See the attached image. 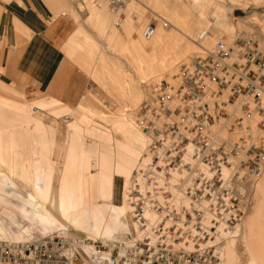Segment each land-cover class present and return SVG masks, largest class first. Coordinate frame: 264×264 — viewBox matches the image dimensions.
<instances>
[{"label": "rangeland", "instance_id": "1", "mask_svg": "<svg viewBox=\"0 0 264 264\" xmlns=\"http://www.w3.org/2000/svg\"><path fill=\"white\" fill-rule=\"evenodd\" d=\"M44 2L52 16L64 13L70 19L61 50L87 82L77 102L66 105L20 80L5 79L9 75L0 68V241L25 243L56 233L110 242L108 230L118 236L130 225L129 189L147 140L135 112L146 85L170 79L179 64L199 53L194 40L203 30L209 31L201 44L206 49L217 38L228 43L246 33L264 51V0H202L203 17L193 0H132L117 10L106 0ZM150 22L156 35L145 42L141 34ZM133 23L135 33L127 37ZM174 53L177 59L161 65ZM230 181L245 213L225 248V236L218 230L214 235L221 264H264V170L254 179L236 170ZM137 183L145 189L148 181ZM69 194L75 210L93 211L81 226L56 214ZM35 202L55 222L50 228L32 227L25 211Z\"/></svg>", "mask_w": 264, "mask_h": 264}, {"label": "built area", "instance_id": "2", "mask_svg": "<svg viewBox=\"0 0 264 264\" xmlns=\"http://www.w3.org/2000/svg\"><path fill=\"white\" fill-rule=\"evenodd\" d=\"M125 1L107 0L112 8ZM153 28L152 22L145 27L146 38ZM204 34L208 30L196 40ZM154 84L135 112L147 140L143 167L133 172L124 236L109 245L85 239L93 243L92 256L83 240L56 233L32 242L0 241V264H220L205 241L245 210L230 180L236 170L253 179L264 167V52L251 34H236L228 43L217 38L179 64L169 80ZM170 171L178 176L174 183ZM137 181H148L149 191ZM145 209L153 219L142 216Z\"/></svg>", "mask_w": 264, "mask_h": 264}, {"label": "crops", "instance_id": "3", "mask_svg": "<svg viewBox=\"0 0 264 264\" xmlns=\"http://www.w3.org/2000/svg\"><path fill=\"white\" fill-rule=\"evenodd\" d=\"M133 25L134 23L129 25L127 37L135 33L131 27ZM71 27L70 19L64 13L52 16L44 0H0V68L5 69L3 75H9V78L5 76V79L20 80L32 91L58 99L66 105H74L87 80L61 50ZM204 29L209 27L205 25ZM20 31L27 33V37L20 35ZM165 57L167 61L161 65L171 63V59H177L178 55L174 53V58ZM36 185L43 189L41 182L35 181L34 187ZM73 201V195L69 194L57 204L55 211L57 215L70 220L73 225L81 226L85 218L92 219L88 214L93 211L75 210ZM36 204L41 205L35 202L31 211L24 210L30 214L32 227L50 228L55 222L46 218L43 205L41 207ZM59 206L61 212L57 211ZM115 233L108 230L106 236L113 239L116 237ZM254 253L259 256L255 251Z\"/></svg>", "mask_w": 264, "mask_h": 264}, {"label": "bare ground", "instance_id": "4", "mask_svg": "<svg viewBox=\"0 0 264 264\" xmlns=\"http://www.w3.org/2000/svg\"><path fill=\"white\" fill-rule=\"evenodd\" d=\"M107 1V0H106ZM132 0H126L125 2H124V6H128L129 4H130V2H131ZM193 4H195L196 6H198L199 8H198V16L199 17H203L202 16V14L200 13V7H201V5H202V0H193ZM107 5H108V7H109V9L110 10H117V9H119L120 7H118V8H112L109 4H108V2H107ZM216 19V18H215ZM217 22L218 21H220L219 19L218 20H216ZM153 23V22H152ZM219 24V23H218ZM164 26L166 25V23L165 24H163ZM153 26H154V28H153V31H152V33L150 34V36L149 37H145V35H144V30H143V32H142V39H143V41H145V42H149V41H151L154 37H155V35H156V29H157V27H156V25L155 24H153ZM202 32V31H201ZM200 32V33H201ZM199 33V34H200ZM208 33H209V31H208ZM198 34V35H199ZM209 34H204L203 36H201L200 37V41H197L196 39L194 40V44L195 45H197V47L200 49V52L203 50V49H206V48H204L203 46H201V44H202V42H203V40L208 36ZM197 37V36H196ZM255 38V37H254ZM256 39V38H255ZM257 40V39H256ZM258 44H259V42H258ZM262 50V49H261ZM263 51V50H262ZM264 52V51H263ZM169 80V79H168ZM154 86L155 84H148V85H146V93H145V98H146V95L149 93L148 91H149V88L151 87V86ZM149 86V87H148ZM144 98V99H145ZM144 134V133H143ZM147 138V137H146ZM145 161V156L143 157V159H142V161L140 162V164L136 167L137 169H142V167H143V162ZM199 167H200V169L202 170V171H205V168H204V166H202V165H199ZM135 168V169H136ZM143 170H145V171H147V169L145 168V169H143ZM264 170V167L261 169V171H260V173H259V175L257 176V177H255V178H258L260 175H261V173H262V171ZM135 171V170H134ZM170 173H171V175H172V177H170L169 178V182L170 183H174L175 182V180H177V178H178V176H176V173L175 172H172V171H170ZM223 173L225 174L226 172L225 171H223ZM135 174H137V172L135 173ZM145 174H146V172H145ZM133 176H134V174L132 175V178H133ZM137 176V175H136ZM138 178H140V177H138ZM254 179V178H253ZM150 180H152V179H150ZM137 182H142V181H137ZM155 182H157V183H160V181H155ZM138 184V183H137ZM139 185V189L143 192L144 190H148L149 191V186L147 185L146 187H145V189H144V186H141L140 184H138ZM238 185V184H237ZM39 191H41L42 190V188H37ZM168 191H171L172 193H176V190L175 189H173V187H169L168 189H167ZM176 198H177V196H176ZM132 197L129 195V198H128V203H129V207H130V212H131V201H132ZM244 213H245V210L243 211V214L241 215V217L239 218V220L234 224V225H231L230 227H227V226H218L217 227V229H216V231L218 230V235H223V236H225V241L223 242V248H225L226 247V244H228L229 243V241L231 240V239H234L235 238V233L237 232V230H238V228H239V226H237V224H238V222L240 221V219L243 217V215H244ZM35 215H37V214H35ZM40 216V215H39ZM142 216L145 218V219H147V220H151V219H153L154 218V213L152 212V210L151 209H145V211H144V213L142 214ZM208 216L207 215H205V217H204V220L207 218ZM39 218V217H38ZM37 218V219H38ZM224 227H226V228H224ZM129 230V229H128ZM127 230V231H128ZM215 234H216V232H215ZM214 234V235H215ZM212 236L211 237V239H209V240H206L205 241V244H212V245H214V248H215V250H216V252H217V254H218V257H219V259H220V254H219V249H220V246L218 245V242L217 241H215V236ZM122 236H124V234H120V235H118V236H116V238H114V239H120V238H122ZM68 237H72V236H68ZM82 240V239H81ZM84 241V243H86L83 247L84 248H87L88 249V251H87V255H89V256H92V253H90V251H92V252H94L93 251V247H92V244L93 243H91V242H86L85 240H83ZM111 242V241H110ZM110 242H102V243H107V245H109L110 244ZM225 243V244H224ZM86 252V251H85ZM104 254H107V252H104ZM103 254V255H104ZM92 258V257H91ZM93 259V258H92ZM87 263V261L85 260V261H83V263L82 264H86ZM92 264H104V263H100V261H96V260H93L92 262H91ZM74 264H76V263H74ZM220 264H221V261H220Z\"/></svg>", "mask_w": 264, "mask_h": 264}]
</instances>
